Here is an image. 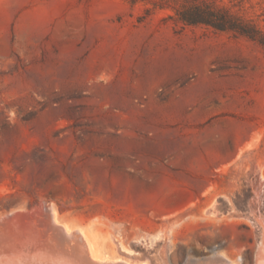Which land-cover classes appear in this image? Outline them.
<instances>
[{
  "label": "rangeland",
  "instance_id": "rangeland-1",
  "mask_svg": "<svg viewBox=\"0 0 264 264\" xmlns=\"http://www.w3.org/2000/svg\"><path fill=\"white\" fill-rule=\"evenodd\" d=\"M218 1L264 29V0ZM145 10L0 0V219L52 206L102 261L257 264L264 49Z\"/></svg>",
  "mask_w": 264,
  "mask_h": 264
},
{
  "label": "bare ground",
  "instance_id": "bare-ground-1",
  "mask_svg": "<svg viewBox=\"0 0 264 264\" xmlns=\"http://www.w3.org/2000/svg\"><path fill=\"white\" fill-rule=\"evenodd\" d=\"M40 213L20 211L0 219V264H131L93 257L82 229L74 230L62 223L52 206ZM261 223L264 226V221ZM168 254L169 251L163 256L164 264H171ZM192 259L183 263L235 264L218 255ZM257 264H264V241L259 248Z\"/></svg>",
  "mask_w": 264,
  "mask_h": 264
},
{
  "label": "trees",
  "instance_id": "trees-1",
  "mask_svg": "<svg viewBox=\"0 0 264 264\" xmlns=\"http://www.w3.org/2000/svg\"><path fill=\"white\" fill-rule=\"evenodd\" d=\"M146 6L145 20L155 11H170L167 19L184 26H205L245 37L264 49V29L252 18L234 12L218 0H121Z\"/></svg>",
  "mask_w": 264,
  "mask_h": 264
}]
</instances>
